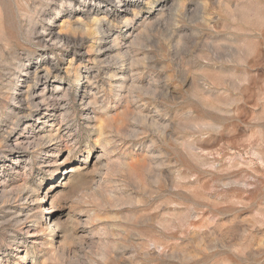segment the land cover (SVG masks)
Returning <instances> with one entry per match:
<instances>
[{"label": "clouds", "instance_id": "clouds-1", "mask_svg": "<svg viewBox=\"0 0 264 264\" xmlns=\"http://www.w3.org/2000/svg\"><path fill=\"white\" fill-rule=\"evenodd\" d=\"M0 264H264V0H0Z\"/></svg>", "mask_w": 264, "mask_h": 264}]
</instances>
